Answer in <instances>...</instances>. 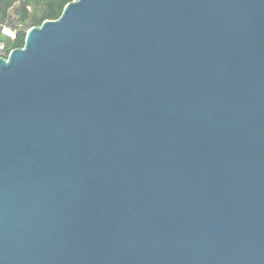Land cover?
<instances>
[{
  "label": "water",
  "instance_id": "water-1",
  "mask_svg": "<svg viewBox=\"0 0 264 264\" xmlns=\"http://www.w3.org/2000/svg\"><path fill=\"white\" fill-rule=\"evenodd\" d=\"M0 264H264V0H72L0 54Z\"/></svg>",
  "mask_w": 264,
  "mask_h": 264
},
{
  "label": "trees",
  "instance_id": "trees-1",
  "mask_svg": "<svg viewBox=\"0 0 264 264\" xmlns=\"http://www.w3.org/2000/svg\"><path fill=\"white\" fill-rule=\"evenodd\" d=\"M72 0H0V54L7 57L9 52L22 47L28 30L42 24L46 19L58 18L67 3ZM9 29L14 36L5 33Z\"/></svg>",
  "mask_w": 264,
  "mask_h": 264
},
{
  "label": "built area",
  "instance_id": "built-area-1",
  "mask_svg": "<svg viewBox=\"0 0 264 264\" xmlns=\"http://www.w3.org/2000/svg\"><path fill=\"white\" fill-rule=\"evenodd\" d=\"M3 31H4L5 33H8V34L14 36V33L11 32V31H10L9 29H7L6 27L3 28ZM2 48H4V46H3V45H0V49H2Z\"/></svg>",
  "mask_w": 264,
  "mask_h": 264
}]
</instances>
